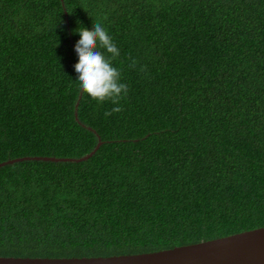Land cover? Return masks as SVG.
Listing matches in <instances>:
<instances>
[{
  "label": "trees",
  "instance_id": "16d2710c",
  "mask_svg": "<svg viewBox=\"0 0 264 264\" xmlns=\"http://www.w3.org/2000/svg\"><path fill=\"white\" fill-rule=\"evenodd\" d=\"M97 22L128 85L107 117L115 105L82 94L74 69L76 30ZM99 139L82 161L0 166V256L150 252L264 226V0H0V162L78 158Z\"/></svg>",
  "mask_w": 264,
  "mask_h": 264
},
{
  "label": "water",
  "instance_id": "95a60500",
  "mask_svg": "<svg viewBox=\"0 0 264 264\" xmlns=\"http://www.w3.org/2000/svg\"><path fill=\"white\" fill-rule=\"evenodd\" d=\"M102 144L78 157L21 156L0 162V166L16 161L42 159L82 161ZM0 264H264V226L150 252L109 256L21 257L0 256Z\"/></svg>",
  "mask_w": 264,
  "mask_h": 264
},
{
  "label": "clouds",
  "instance_id": "9594fccd",
  "mask_svg": "<svg viewBox=\"0 0 264 264\" xmlns=\"http://www.w3.org/2000/svg\"><path fill=\"white\" fill-rule=\"evenodd\" d=\"M76 31L80 39L74 45L78 55L74 69L80 92L97 103L110 101L115 105L104 113L105 117L123 111L119 101L127 95L128 85L121 82V72L112 64L120 54L119 48L100 22L94 24V30L81 27ZM105 52L110 55L106 56ZM135 63L133 60L129 67H134Z\"/></svg>",
  "mask_w": 264,
  "mask_h": 264
}]
</instances>
